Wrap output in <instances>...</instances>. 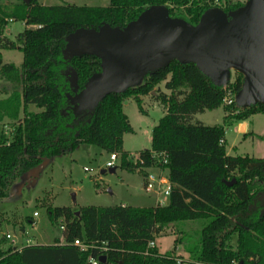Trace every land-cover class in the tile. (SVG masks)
<instances>
[{
    "label": "trees",
    "instance_id": "1",
    "mask_svg": "<svg viewBox=\"0 0 264 264\" xmlns=\"http://www.w3.org/2000/svg\"><path fill=\"white\" fill-rule=\"evenodd\" d=\"M215 1L110 0L109 6H90L18 0L13 6L0 4V124L14 123L10 139L0 134V202L19 177L82 143L119 154L122 166L135 170L130 153L123 150L124 134L134 131L124 102L133 96L144 110L140 97L161 82L169 93L157 98L166 112L152 131L151 148L139 154L142 166L151 167L158 162L153 153L166 152L165 169L172 183L169 203L163 206H84L79 215L70 207L49 208L53 223L63 222L64 243L57 238L49 244L0 248V264H93L92 259L103 255L107 264H264V158L228 154L224 126L194 121L196 114L222 106L229 112L226 119L237 122L264 113V103L248 108L236 102L224 106L228 91L236 95L241 89L243 75L235 73L232 81L219 87L195 64L173 61L126 92L108 95L92 113L77 115L68 99L73 94L72 71L78 73L83 89L89 77L101 70L95 56H66L68 34L104 24L123 28L155 5L167 6L172 17L197 24L212 7L229 13L247 0H217L220 5ZM10 20H22L27 26L15 40L5 35ZM4 49H20L22 64L4 62ZM30 105L39 111H30ZM233 179L236 182L227 185ZM196 219L208 222L195 246L185 244L188 259L148 248L170 224ZM78 239L88 248L76 246Z\"/></svg>",
    "mask_w": 264,
    "mask_h": 264
},
{
    "label": "rangeland",
    "instance_id": "2",
    "mask_svg": "<svg viewBox=\"0 0 264 264\" xmlns=\"http://www.w3.org/2000/svg\"><path fill=\"white\" fill-rule=\"evenodd\" d=\"M37 1L44 5L63 2L90 6L110 5V0ZM17 2L18 0H0V4L11 6ZM215 3L220 5L217 0ZM26 27V23L22 20L9 21L5 35L15 40L16 36ZM1 53L6 63L20 66L23 62L24 57L20 49H4ZM234 77L235 72L230 81ZM162 92L169 93L165 89V82L157 84L150 94L141 96V107L144 110H141L133 96L128 97L124 102V112L134 129L132 133L124 134V151L138 154L142 150L151 148L152 131L166 112L164 105L157 98ZM29 110L39 111L34 105H30ZM227 113L229 114L222 106L196 114L194 121H200L208 126H225L226 148L230 155L264 158V113L254 114L248 118L252 136L247 139H243L235 127L229 125L232 118L226 119ZM13 125L14 123L8 120L1 123L0 134H5L10 139ZM235 146L236 149L233 148ZM110 156L111 153L95 144L82 143L73 152L54 156L31 172L19 177L12 183L9 196L0 202L2 213L0 248L15 247L12 240H16V246L19 249L24 245L35 243H54L57 238L64 242L63 230L60 227L63 222L60 219L53 223L49 218V208L70 207L78 212L84 206L127 205L143 208L153 207L159 200L164 205L169 203L168 197L162 195L158 199L156 193L147 192L144 189L143 173L133 163L135 170L123 167L119 154L116 161V172L107 171L103 174V170H108L106 164ZM35 211L38 212V216L34 217ZM207 222V219H196L170 224L156 236L155 242L159 253H174L188 259L185 244L195 246ZM7 234H11L12 239H9ZM177 239H182V241L179 240L176 244Z\"/></svg>",
    "mask_w": 264,
    "mask_h": 264
},
{
    "label": "water",
    "instance_id": "3",
    "mask_svg": "<svg viewBox=\"0 0 264 264\" xmlns=\"http://www.w3.org/2000/svg\"><path fill=\"white\" fill-rule=\"evenodd\" d=\"M66 42V56H95L101 61V70L83 89L78 73L71 72L73 94L68 99L77 115L92 113L108 95L126 92L173 61L195 64L219 87L227 85L233 72L239 73L244 79L235 96L237 105L264 103V0H247L229 13L212 7L197 24L172 17L167 6L155 5L123 28L82 27L68 34ZM235 182L226 181L229 186ZM100 262L105 264L107 257L101 256Z\"/></svg>",
    "mask_w": 264,
    "mask_h": 264
},
{
    "label": "built area",
    "instance_id": "4",
    "mask_svg": "<svg viewBox=\"0 0 264 264\" xmlns=\"http://www.w3.org/2000/svg\"><path fill=\"white\" fill-rule=\"evenodd\" d=\"M12 21V20H10ZM35 27V26H34ZM235 96L231 91H228L226 97L224 98V104L225 105H232L235 101ZM221 144H223V140H221ZM153 156L158 159V162L156 164H153L151 167H144L142 164L144 163L143 158L140 157V154H134L130 153L129 158L137 166V169L140 170L144 175V189L147 192L150 193H156L158 196V199L160 196H166L170 197L171 191H172V183L170 181V178L168 176V173L165 169V166L168 164L169 156L166 152H160V153H153ZM119 156L117 153H112L110 156V160L107 162L106 167L113 168L116 167V161L118 160ZM157 204L164 205L161 200L158 201ZM125 206V205H123ZM38 216V212H34V217ZM61 229H64L63 224L60 225ZM7 237L9 239H12L11 234H7ZM16 245V240H12ZM64 243V242H62ZM75 245L79 246L81 250H85L88 248L87 245H85L82 241L79 239L75 241ZM156 247L155 240L150 241L148 244V248H154ZM148 253V252H147ZM93 264H99L100 258L92 259L91 260ZM237 264V263H235Z\"/></svg>",
    "mask_w": 264,
    "mask_h": 264
},
{
    "label": "crops",
    "instance_id": "5",
    "mask_svg": "<svg viewBox=\"0 0 264 264\" xmlns=\"http://www.w3.org/2000/svg\"><path fill=\"white\" fill-rule=\"evenodd\" d=\"M226 115L228 116V113ZM229 125L234 126L236 131H237V133L243 136V139H247V138L252 136L250 134L251 132L249 130L250 126H249V120L248 119L244 120V121H241V122H237L234 119H232V121L229 122ZM225 144L227 145L226 129H225ZM233 148L236 149V146L233 147ZM125 206H127V205H125ZM35 244H37V243H35ZM38 244H45V243H38ZM16 245H15V247H17ZM22 247H20V248H22Z\"/></svg>",
    "mask_w": 264,
    "mask_h": 264
}]
</instances>
